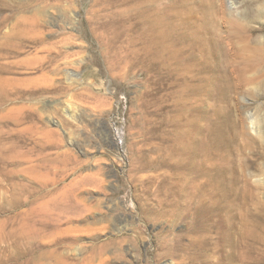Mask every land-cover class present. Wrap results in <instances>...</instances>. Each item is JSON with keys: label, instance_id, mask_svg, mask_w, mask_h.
Segmentation results:
<instances>
[{"label": "rangeland", "instance_id": "rangeland-1", "mask_svg": "<svg viewBox=\"0 0 264 264\" xmlns=\"http://www.w3.org/2000/svg\"><path fill=\"white\" fill-rule=\"evenodd\" d=\"M185 4L0 0V264H264V0Z\"/></svg>", "mask_w": 264, "mask_h": 264}, {"label": "bare ground", "instance_id": "bare-ground-1", "mask_svg": "<svg viewBox=\"0 0 264 264\" xmlns=\"http://www.w3.org/2000/svg\"><path fill=\"white\" fill-rule=\"evenodd\" d=\"M140 2H143V4H146V10H147V15H146V17H147V22H148V28H149V32H150V34H151V39H152V43H153V45L155 46V48L156 49H158L159 51L158 52H160V53H162V54H164V53H167V52H169V41H170V35H171V33L173 32L172 30L174 29V22L177 20V19H182L183 17H184V15L186 14V12L185 11H187V10H184V9H187V8H189L188 6L189 5H187V7L185 6L186 4V0H169V2L167 3H164L163 1L164 0H139ZM192 1V0H191ZM139 3V2H138ZM142 4V3H141ZM140 4V5H141ZM189 4V3H188ZM186 7V8H185ZM140 10V9H139ZM183 10V11H182ZM189 10V9H188ZM143 11H145V10H143ZM189 12V11H188ZM187 12V13H188ZM145 13H146V11H145ZM144 13V14H145ZM183 13V14H182ZM185 13V14H184ZM190 13V12H189ZM188 13V14H189ZM139 15V14H138ZM140 16V15H139ZM144 17V16H143ZM185 19V18H184ZM189 19V18H188ZM187 19V20H188ZM143 20V19H142ZM186 20V21H187ZM182 21V20H181ZM185 20H183V23H185L184 22ZM189 23V22H188ZM145 24V23H144ZM182 24V23H181ZM141 25V24H140ZM175 25H176V23H175ZM180 25V24H179ZM178 25V26H179ZM176 27H177V25H176ZM180 27H182V26H180ZM186 29H187V27H185ZM190 28V27H189ZM191 31V30H190ZM181 32V31H180ZM184 32V31H183ZM189 32V31H188ZM188 32H187V34H188ZM182 33V32H181ZM186 33V32H185ZM191 33H193V32H191ZM177 34V33H176ZM184 33H182V35H183ZM188 35H190V33L188 34ZM193 35H194V33H193ZM184 37H186V35L184 36ZM191 36H189V38H190ZM196 38H198L197 36H195ZM191 39L193 40V39H195V38H193V37H191ZM191 40V41H192ZM197 40V39H196ZM202 41V40H201ZM201 41H199L198 43L200 44V42ZM208 41V40H207ZM207 41H205V42H207ZM184 42V41H183ZM189 42H190V40H189ZM195 42H197V41H195ZM185 43V42H184ZM202 43V42H201ZM209 43V42H208ZM187 44V43H186ZM192 44V42L190 43V45ZM196 44V43H195ZM203 44H204V42H203ZM180 45V44H179ZM198 45V44H197ZM202 45V44H201ZM205 45V44H204ZM187 46V45H186ZM196 46V45H195ZM192 47V46H191ZM201 47V46H200ZM199 47V48H200ZM204 47H206V46H204ZM203 47V48H204ZM178 48V47H177ZM182 48V47H181ZM185 47H183L182 49H184ZM187 49H188V47H186ZM199 48H197V49H199ZM190 49V48H189ZM179 50V49H178ZM195 50V49H194ZM201 50V49H200ZM200 50H199V52H200ZM208 51V54H209V50H207ZM206 50L204 51L205 52V54H206V52H207ZM153 52V51H152ZM196 52V51H195ZM203 52V53H204ZM196 53H198V52H196ZM201 53V52H200ZM200 53H198V54H200ZM202 53V54H203ZM161 54V55H162ZM173 54V53H172ZM197 54V55H198ZM154 55V54H153ZM170 55V54H169ZM191 55H193V54H191ZM196 55V56H197ZM207 55V54H206ZM173 56V55H172ZM181 56H182V54H181ZM210 56V55H209ZM206 57V59L208 58V56H205ZM155 59H157V57L155 58ZM162 59V58H161ZM172 59V58H171ZM192 59V58H191ZM200 59V58H199ZM204 59V58H203ZM206 59L204 60V61H206ZM174 59H172V61H173ZM176 60V59H175ZM174 60V61H175ZM181 60V59H180ZM210 60V59H209ZM171 60L169 61L170 63L172 62ZM212 61V60H211ZM210 61V62H211ZM198 62V61H197ZM156 63V62H155ZM174 63V62H173ZM173 63H172V65H173ZM178 63H180V62H178ZM191 64H193L192 62H190ZM196 63V62H195ZM202 63H204V62H202V60H201V66H202ZM212 63V62H211ZM158 64V63H157ZM175 64H177V62H175ZM181 64H183V63H181ZM197 64V63H196ZM199 64V63H198ZM197 64V65H198ZM208 64H209V62H208ZM179 65V64H178ZM205 65V64H204ZM204 65H203V67H204ZM206 65H207V63H206ZM213 64H211V66H212ZM157 66V65H156ZM159 66V65H158ZM171 66V65H170ZM180 66V65H179ZM183 66H185V65H183ZM190 66V65H189ZM196 66V65H195ZM175 67H176V65H175ZM203 67H201L202 69H204ZM210 67V66H209ZM215 67V66H214ZM213 67V68H214ZM153 68H154V66H153ZM181 68H182V65H181ZM185 68V67H184ZM190 68V67H189ZM191 68H192V66H191ZM191 68L189 69V70H191ZM196 68H197V66H196ZM195 67H194V69H196ZM205 69H207V68H205ZM184 70V69H183ZM189 70H186V71H189ZM198 70V69H197ZM185 71V70H184ZM186 71H185V73H186ZM192 71V70H191ZM200 71V70H199ZM202 71V70H201ZM204 71H206V70H204ZM190 72V71H189ZM209 72V71H208ZM217 72V71H216ZM184 73V74H185ZM218 73V72H217ZM187 124V123H186ZM201 130V129H200ZM203 131V130H202ZM193 132V131H192ZM193 134V133H192ZM200 135H202L201 133H200ZM191 136V135H190ZM182 138H181V140L183 141V144L181 145V149H182V153H183V155L184 156H187V157H189V158H191V159H193L194 160V164H196V166H198L199 164V159L200 158H202L203 156H206V154H204V152L205 151H203V152H201L200 151V149H199V147H198V143H197V141H195L192 137H190V138H192L191 140L190 139H187L186 137L187 136H181ZM198 137H199V135H198ZM197 137V138H198ZM196 138V139H197ZM180 141V140H179ZM181 143V142H180ZM203 143V142H202ZM183 146V147H182ZM203 146V145H202ZM201 146V147H202ZM180 147V146H179ZM178 147V148H179ZM176 149H177V147H176ZM205 150V149H204ZM119 155H121V152L119 153ZM122 156V155H121ZM208 156H209V154H208ZM209 158H211V157H209ZM181 159V158H180ZM181 161H182V159H181ZM185 163V162H184ZM200 166V165H199ZM181 167H184V166H181ZM190 170V169H189ZM219 170V169H218ZM187 171V170H186ZM185 171V172H186ZM203 174H206L207 175V173H205V171L204 170H202V171H200V172H198V176H201V175H203ZM216 174V173H215ZM215 174H213V175H215ZM196 175V174H195ZM183 176H185V173H184V175ZM191 176V175H190ZM209 176V175H208ZM216 176V175H215ZM217 177H219V176H217ZM217 177H216V179H217ZM188 178V177H187ZM189 178H191V177H189ZM196 178V177H195ZM204 179H205V177H204ZM221 179V178H220ZM196 180V179H195ZM203 180V179H202ZM219 180V179H218ZM213 181V180H212ZM222 181V180H221ZM204 182V181H203ZM209 182V181H208ZM192 183V182H191ZM205 184V183H204ZM222 184L223 183H219V184H216L214 187L215 188H217V187H221L222 186ZM208 185V184H207ZM200 186H202V185H200ZM186 187V186H185ZM188 187V186H187ZM193 187H194V184H193ZM209 187V186H208ZM212 187V186H211ZM201 188V187H200ZM202 188H204V187H202ZM194 189V188H193ZM192 189V190H193ZM221 189H223V188H221ZM187 190V189H186ZM200 191H201V189H199ZM198 190V191H199ZM202 190H204V189H202ZM201 194H203L202 192H201ZM185 195V194H184ZM186 195H188V194H186ZM193 195V194H192ZM198 196V195H197ZM202 196H204V195H202ZM185 197V196H184ZM186 198V197H185ZM188 198V197H187Z\"/></svg>", "mask_w": 264, "mask_h": 264}, {"label": "built area", "instance_id": "built-area-1", "mask_svg": "<svg viewBox=\"0 0 264 264\" xmlns=\"http://www.w3.org/2000/svg\"><path fill=\"white\" fill-rule=\"evenodd\" d=\"M121 120L118 119L116 121H113L112 123V131H113V138L114 141L116 142L117 147L122 148L124 145V141H125V132L124 129L122 128V126L120 125Z\"/></svg>", "mask_w": 264, "mask_h": 264}]
</instances>
